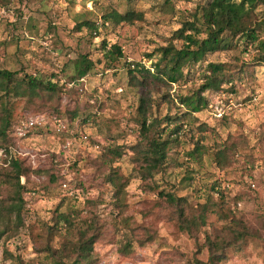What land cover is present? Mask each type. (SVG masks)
Wrapping results in <instances>:
<instances>
[{
	"label": "rangeland",
	"instance_id": "1",
	"mask_svg": "<svg viewBox=\"0 0 264 264\" xmlns=\"http://www.w3.org/2000/svg\"><path fill=\"white\" fill-rule=\"evenodd\" d=\"M206 1L0 0V11L4 12L0 17V71L15 73L16 78L35 75L46 80L79 55H86L93 63L84 78L62 88L57 104L46 99L27 102L0 91V120L8 113L10 121H14L12 126L24 117L57 106L61 129L69 137L63 134L60 138L49 124L48 130L43 128L17 140L9 155L41 170L48 166L51 154L57 155L65 183L78 193L73 200L57 184L47 185L44 171L20 177L19 183L28 190L22 194L23 225L17 232L9 230L3 236L0 260L3 249L12 259L0 264H52L45 248L57 249L71 238L59 227L47 230L53 226L55 210L73 211L72 220L89 215L99 220L103 231L92 245L96 264H207L204 235L218 238L226 222L219 221L217 214L210 211L201 232L195 238L189 237L178 232L174 222L166 221L165 211L157 206L156 194L160 190L171 191L193 206L203 202L214 180L230 185L226 204L251 227V234L241 245L229 247L225 259L217 264H264V147L258 143L264 124V63L254 60V48L240 45L231 51L207 54L202 62L190 67L192 74L187 82L152 94L150 98L157 105H151L145 118L173 116L185 111L175 101L173 105L162 103L160 95L168 94L170 99L189 95L201 84L198 74L208 62L223 63L234 72L232 88L225 84L219 91H205L202 96L206 106L199 113L182 117L180 145L169 153L161 173L141 178L130 160L132 153L128 148L137 139L138 93L128 87L126 69L133 63L149 67L157 60V49L169 42L179 47L182 42L172 39V33L190 20L195 5ZM109 10L140 12L142 20L104 25L96 36L89 35L85 28L74 30L81 21L99 22L100 15ZM257 12L263 19L264 10ZM257 39L264 43L263 27L257 31ZM101 40L115 44L121 52V57L108 67L98 51ZM237 70L240 71L235 73ZM71 112L75 116L71 117ZM237 138H243L245 146L234 151L231 166L217 171L212 152L223 141ZM196 141L207 148L200 162L188 154ZM110 146L122 148L120 158L111 167L127 180L118 200L125 206L123 217L133 230V239L142 240L145 230L154 236L153 241L142 246L134 243L129 255L117 251L121 244L120 218L110 198L111 188L103 180L107 168L101 148ZM248 158L254 164L251 176L247 172ZM188 179L192 183H187ZM7 191L0 187L1 196ZM85 200L93 201V207L87 208Z\"/></svg>",
	"mask_w": 264,
	"mask_h": 264
},
{
	"label": "trees",
	"instance_id": "2",
	"mask_svg": "<svg viewBox=\"0 0 264 264\" xmlns=\"http://www.w3.org/2000/svg\"><path fill=\"white\" fill-rule=\"evenodd\" d=\"M184 1L191 2L192 0ZM257 9L264 10V0H207L205 4H197L195 5L196 11L191 15L190 20L182 22L180 27L172 33V39L182 42L179 47H175L169 42L166 46L157 49V60L150 63L149 67L146 68L139 63H133L127 67L128 87L138 93L137 139L135 144L129 146L128 149L132 153L130 160L141 178H150L162 172L168 161L169 153L180 145L178 134L181 130L182 117L186 114L199 113L206 106V100L202 96L205 91H219L225 84L232 88L234 72L223 63L208 62L198 74L201 84L189 95H176L174 99H170L168 94L160 95L162 103L173 105V101H175L185 111L184 113L173 116L165 115L161 118L151 117L147 120L146 112L150 110L151 105H157V102L150 96L159 94L160 90L164 88L169 90L171 85L187 82L188 77L192 74L190 67L202 62L207 54L231 51L240 45L249 46L257 51L254 60L264 63V43L258 42L257 39V31L259 28H264V18L258 16ZM141 20L140 12L119 13L109 10L100 15L99 22L81 21L74 25V30L78 32L85 28L89 35L96 36L98 29L104 25L132 24L134 21ZM98 51L106 67L121 57L119 47L115 44L109 45L104 40L100 41ZM150 57L147 56L148 59ZM68 59L70 60V57ZM92 67L93 63L86 55H79L64 63L46 80L35 75H23L16 78L14 77L15 73L0 71V91L5 96L11 94L15 98H24L27 102L46 99L57 104L62 88H65L69 83H77L88 74ZM239 71L237 70L235 73ZM64 77H67L69 81L67 82ZM37 116L60 118L55 105L48 112L36 113L23 119ZM70 116H75V113L71 112ZM13 123L14 121H10L8 113L0 120V147L4 148L9 156V159L3 160V165L0 166V187L4 186L8 190L4 196L0 195V243L9 230L17 232L23 225L24 201L22 194L28 190H26L25 184L19 183L20 177L27 178L30 174L37 175L44 171L47 185L57 184L59 187L62 184L67 185L62 172H60L62 165L57 155L51 154L48 166L42 170L31 168L25 160L9 155V149H13L19 140L12 135ZM47 127L48 124H45L30 133L40 132L43 128L48 130ZM63 134L69 137L62 129L56 133L60 138L64 136ZM258 143L260 148L264 147V124L259 132ZM244 146L243 138L223 141L212 152L214 168L223 172L233 163L234 151ZM101 151V158L107 168L103 180L111 188L110 198L117 209V215L120 218L119 225L122 230L120 233L121 244L117 251L121 255H129L133 251L134 243L142 246L153 241L154 236L152 232L145 230L142 240L133 239V230L123 217L125 206L119 202L118 193L126 187L127 180L119 174L117 168L111 167V164L120 158L122 148L110 146L101 148ZM206 151L207 148L202 144L199 145L196 141L188 154L195 162H200ZM245 160L250 163L247 172L248 176H251L254 164H252L251 158ZM187 183H192V179H188ZM247 185L249 186V183ZM42 189L45 190L46 187L43 185ZM62 191L69 193L68 189ZM73 192L74 194L69 198L74 200L77 199L78 193L75 190ZM229 193L230 185L227 182L214 180L209 184L207 196L203 202H197L193 206L184 197H177L171 191L160 190L156 194L157 206L165 211L166 221L174 222L177 231L185 233L189 237L195 238L201 232L207 213L210 211L217 214L219 221L226 222L223 224L222 233L218 238L214 239L210 235H204L203 246L208 254L207 264L222 262L229 247L238 248L244 238L251 234L248 222L243 219V216L236 217L233 210L226 204ZM84 204L87 208H92L94 202L85 200ZM54 214L53 226L48 227L47 230L50 232L59 227L65 231L66 235H71V238H68L57 249H51L48 246L45 248L52 264H96L92 245L100 238L103 231L99 220L94 215H89L86 219L78 218L77 220L76 217L75 220H72L73 211L61 213L55 210ZM11 218L12 221H10ZM1 255L0 262L8 258L12 259V255L4 249Z\"/></svg>",
	"mask_w": 264,
	"mask_h": 264
},
{
	"label": "built area",
	"instance_id": "3",
	"mask_svg": "<svg viewBox=\"0 0 264 264\" xmlns=\"http://www.w3.org/2000/svg\"><path fill=\"white\" fill-rule=\"evenodd\" d=\"M4 15L3 11H0V17ZM45 124H50L54 130L57 132L60 131L61 127V121L57 118H48L44 116H37V117H29L27 119H23L21 121H18L15 125L12 126V135L16 137L17 139H22L26 135H28L32 130L38 129L43 127ZM9 156L7 155L4 148L0 147V166L3 165V160H8ZM250 187L253 188V185L250 184ZM62 190L69 191L68 195L72 196L74 194L73 191L69 190L68 186L66 184H62L61 186Z\"/></svg>",
	"mask_w": 264,
	"mask_h": 264
}]
</instances>
